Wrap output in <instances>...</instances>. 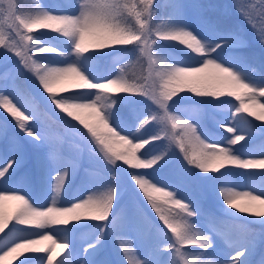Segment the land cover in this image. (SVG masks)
Segmentation results:
<instances>
[{"label":"rangeland","instance_id":"obj_1","mask_svg":"<svg viewBox=\"0 0 264 264\" xmlns=\"http://www.w3.org/2000/svg\"><path fill=\"white\" fill-rule=\"evenodd\" d=\"M24 1V0H23ZM211 1V0H208ZM238 3L240 0H234ZM249 2L251 0H244ZM35 6L38 5L41 10L45 12H52L56 14H69L79 15L80 7L84 0H33ZM172 0H154L157 5H163L165 12L169 13L164 20L163 24L169 27H185L197 34L202 40H207L213 43L219 42L221 35L231 32H220L214 27L210 26L205 18L203 7L200 0H175L181 4L182 10L179 15L173 13L169 4ZM69 3V4H68ZM24 4L29 5V1L25 0ZM23 6V5H22ZM243 8L239 12L241 19L246 20L249 14ZM256 21H252L251 25L256 24L257 32L264 30V0H256L255 2ZM235 10L234 6H230V11ZM228 11L225 8L224 11ZM250 11V9H249ZM236 11L229 12L227 16L229 19L235 17ZM219 20L225 19L223 15L217 13ZM250 20V19H248ZM155 24H161L157 22ZM40 30V31H37ZM27 31V30H24ZM52 33L53 37L49 35ZM29 35L37 37L38 39L46 42L49 46L58 48L62 52H71L72 45L67 38L52 32L48 28L36 27ZM237 38V34L231 33ZM12 38L6 32L3 37L5 44L17 45V48L22 46L19 37L14 33L11 34ZM240 39V38H239ZM241 40V39H240ZM29 47L33 51L29 53L33 59H37L41 63L51 66L62 67L72 62V56H58L52 53H39L34 46L29 42ZM155 51L157 55L165 56L170 62L176 63L179 66L193 67L197 66L199 60L193 62L187 55L186 50L183 49L177 42L157 40ZM232 48V47H231ZM231 48L223 47V50L217 49L218 58L223 56L224 63L226 57L232 59L234 56L231 54ZM101 53L102 64L97 65L93 62L94 52L91 51L85 54L84 57L78 62V66L92 79L94 82H103L107 79L114 78L120 71L121 67L134 63L139 53L134 45L117 46L107 48L106 50H99ZM213 58H217V55ZM226 56V57H225ZM20 57L15 56L14 51H10L0 44V89H7L13 92L16 100L9 96V107L14 108L19 115H13L9 107H5L2 103L4 92H0V167L12 157V143L14 142L19 146V163L14 166L15 170L6 181H0V191L5 187L19 191L24 194L27 199L36 207L48 206L51 204L53 192V184L55 181L53 177L63 169L68 171V179L64 184L58 198V205L65 207L71 205L79 200L87 198L89 195L100 194L106 191L109 187H114L116 190V201L114 202L113 210L110 213L109 219L111 220L116 213L119 214L118 219V232L121 238L117 244L113 238L112 227L105 228L110 230V235H102L100 242L95 243L98 236H101L100 229L104 225L101 222L92 219H82L78 222H72L66 226H48L44 229L36 228L34 225L25 224L21 225L15 221L14 216L19 206L18 201L6 200L0 202V218L10 221L8 224L7 235L0 239V247L7 248L13 241L20 242L22 238L39 239L35 233H48L53 235V239L44 240L40 243L30 246L29 249H42V251H25L34 257L29 259L26 264H47V257H52V264H112L108 262L105 256L108 251V246L111 245V256L114 258L113 264H128V257L124 255L125 246L130 247V250L135 254L138 259H145L151 254V259L155 260V248L159 245L163 247L167 241L165 234H172L171 230L164 224V226L156 227V230L161 236H147L146 233L150 232L154 235V228H149L143 213L136 211L139 202L142 203L144 209H149L148 199L144 196L143 190L138 185L134 184L131 180L130 173L145 174V179L152 181H159L157 186L169 185L173 188H179L177 195L193 204L200 210V214L193 219L198 231L205 232V235L212 237L213 248L209 251L215 250V258L221 264H228L229 259L236 254V248L244 249V245H249L248 250L244 251V256L241 260L244 264H264V216H258L256 213L264 211V205H260L258 201H253L247 198L235 200L236 208L230 207L224 202L222 188L233 189L234 191H248L253 192L254 195H260L261 190L264 189V164L255 163L248 168H241L239 165L234 164L236 173H227L226 169H220V174L212 178L206 179L203 182L198 178L209 177L206 173L200 171L194 166L183 164L184 156L178 148L177 144H173L168 149V142L164 140L155 141L152 147L148 148L144 158H150L157 154L163 148L166 149L167 156L161 162L155 171L152 169H133L128 165H124L122 161H118L119 166L110 165L103 158L102 154H98L99 150L96 148L95 141L87 129L79 123L68 117L65 113L56 108L52 103L49 94L44 91L42 86L39 85L38 79L35 78L34 73H29L22 64H19ZM231 61V60H230ZM139 62L135 64L138 68ZM145 73L148 72L147 60H144ZM100 67V68H98ZM241 72L247 77L248 82L254 84H264V77L258 75L245 66L243 63L232 64L230 68ZM214 69H208V73L214 72ZM5 73L7 75L5 76ZM25 79L26 85L31 88L34 93L35 99L40 100V108L35 107L34 104L26 96H23L18 87L16 86L19 78ZM53 92H60L62 95L71 96L73 93H64L61 85H55ZM93 94L85 99H94L99 93L96 90H87ZM132 97L129 103L123 104L118 111V104L115 101L114 107L110 113V123L114 120L112 125L116 127L117 131H123L125 135L142 136L144 139L154 135L159 126L153 123L151 127L141 130L137 133L140 119H143L145 113L155 111L156 105L145 97L137 94H125ZM239 95L245 100V105L248 111L237 113V116H242L244 119L237 121L234 118L235 107L240 105V102L235 97L229 102H213L201 98L202 102L199 106H191L188 100L179 93L172 101L169 102V109L172 113L181 116L183 119L188 120L190 123L196 125L199 135L205 143H219V147H229L233 149V153L243 160L264 161V114H262L261 104H264V96H257L255 101L249 100L245 90H240ZM117 95L113 96L115 100ZM44 97H49L45 100ZM57 98H60L59 96ZM135 103V104H133ZM129 105H131L129 107ZM151 105L153 110L148 106ZM127 116L119 117L124 111ZM85 111L81 116L88 123H94L89 120ZM262 114V116H260ZM257 118V122L253 123L252 118ZM8 120L5 121L4 119ZM23 121L26 126L35 129L42 141L35 142L31 136H28L26 131L19 128V122ZM226 125L222 128L220 125ZM235 126L234 132H228L227 128ZM209 129L219 131L220 133H209ZM206 134V135H204ZM163 134L161 133V136ZM235 135H244L245 140L237 142L236 145H229L228 139L234 138ZM25 142L36 146L38 148L27 149ZM62 143V144H61ZM64 146L67 147L64 149ZM67 153L65 154L64 153ZM54 161H65V163H56ZM163 167V164L170 162ZM178 161V162H177ZM34 185L38 188L35 191ZM195 185L197 188H195ZM144 198V199H142ZM145 200V201H143ZM150 203V202H149ZM167 207L173 210V214L179 212L180 209L171 201L168 202ZM240 207L247 208V211H239ZM237 219L249 223L248 228L245 230L240 229L238 223L230 224L228 232L231 235L229 239L219 233L210 232L207 227V219L210 217L217 224H224V217ZM228 214V215H227ZM159 216V215H157ZM159 218V217H158ZM92 220V221H91ZM160 220V219H159ZM178 222V221H177ZM15 224L16 230L13 229ZM87 226V230L85 229ZM77 229L84 230L87 237L78 234L74 236ZM238 230L244 233H239L235 236ZM77 235V234H76ZM56 240L57 243H53ZM228 242L234 246H230ZM59 242H67L68 249H61ZM95 244L94 248H88V245ZM106 246V249L101 251V248ZM182 250L189 247H196L188 249L191 255L200 254L198 246H181ZM51 249V251H48ZM87 249V252H85ZM15 252H9L8 255L0 256V264H12V259L16 255ZM20 253V252H19ZM17 253V254H19ZM21 254V253H20ZM160 260L166 261L171 264L172 256L170 253H164L159 257Z\"/></svg>","mask_w":264,"mask_h":264},{"label":"snow or ice","instance_id":"obj_2","mask_svg":"<svg viewBox=\"0 0 264 264\" xmlns=\"http://www.w3.org/2000/svg\"><path fill=\"white\" fill-rule=\"evenodd\" d=\"M158 7L159 5L154 3V0H84L83 4L80 7V15L73 16L69 19V23L72 25L73 34L63 37L67 38L73 47V44L77 36L81 34L79 30L80 29L87 30L97 23L107 25L108 28L115 29V31L118 34H123L125 37H127V39L115 41L113 47L134 45L139 53L137 57L139 62L143 64L144 60H147L148 72L147 75L141 73L140 75L133 77V76H129L126 73L125 69L121 67L119 71V75L121 78H123L124 80L128 81L131 84L136 85L141 90V93H138L137 95L145 97L147 100L151 101L152 104L156 105L157 103H159V99L156 95V86H154L150 82V70L154 66L153 61L158 60V55L154 47L156 45V41L164 40V41L176 42L173 40L161 39V37L180 34V33H191L200 41L201 47L204 49V53H205L204 55H198L197 53H193L185 49L186 55L193 62L199 60L197 66L186 67V68H195L199 70L197 73H195L198 79L190 85L193 88V91L191 93L196 95V92L199 91L201 88H207L209 90L218 89L223 91H231L232 95L229 97L240 96L239 95L240 90H245V89H234L229 83L222 81L219 78L217 70L213 68L211 64H206V61L215 62L217 64L222 65L223 67H227L224 66L219 61L218 58H213L212 54L216 53L217 49H220L222 51L223 47L228 44L235 45V44H243L244 42L231 33H224L221 35L219 42L213 43L207 40H202L197 34H195L193 31L185 27H178V26L169 27L166 24L163 25L155 24L154 17L156 16ZM169 7L172 8L174 14L179 15L181 13L183 6L175 2V0H172V2L169 4ZM51 13L52 12L50 11L45 12L41 10L38 5L30 6L24 4L23 0H12V15L19 17L23 21V23L19 27H17L13 24L6 23L4 17L0 15V44H4L5 48H8L10 51H14L15 56L20 57L19 64H22L23 68H26L29 73H34L36 79H38L39 71L42 70L38 69L35 66L32 55H29V53L33 51V48L29 47V42L34 46L35 49L39 47H48V48H54V47L49 46L46 42L38 39L37 37H33L32 35H29L28 28L38 27V26L44 27L43 25L37 23V21L46 19ZM9 19H11V17ZM6 32L9 34L10 38H12L11 35L12 33H14L16 37H19L22 46L17 48V45L15 43L11 45L5 44L3 37L5 36ZM105 35H109V34L106 33ZM28 36H32L35 40H38L39 44H34L32 41H29L27 39ZM93 38L95 37L89 36L87 31H85L83 34L82 43L87 42L88 40ZM258 38L260 42L264 44V30L258 32ZM54 49L55 51L52 52L53 55L69 56L70 52H62L58 48H54ZM218 55L219 54L217 53V57ZM35 60L39 61L38 58ZM208 69H214L215 71L212 73H208L207 72ZM231 69L236 71L234 67H232ZM6 75L7 73H5V76ZM242 79L244 83L249 85L250 88L255 89V92L253 94L254 101L256 99L257 92L259 93V96H264V94H261L260 92V89L264 88V84L250 83L248 82L247 77H245L243 74H242ZM103 82H94V83H103ZM39 85L41 86L40 83ZM49 91H53V88H50ZM109 91L119 92V89H109ZM0 92L5 93V95L2 98V103L4 104L5 107H9L10 105L9 96H11L13 100L17 99L14 93L7 91V89H0ZM122 93L123 92H121L120 94ZM92 94H93L92 92L76 93L69 96V98L82 100L85 99L86 97L91 96ZM125 94H130V93H125ZM196 96L216 98V97H221L223 95H220L218 93L217 95H196ZM44 99L48 100L49 97H44ZM170 101H168L166 105L161 104L160 107H156L155 111H149L145 113L143 119H140L138 126L143 120H145L150 116H156V115L162 116L164 107L167 108L168 112L172 113L169 109ZM239 107H241V105L235 107V113H234V118L237 121H241L242 119H244V117L236 115L237 113L242 112V111L240 112L236 111L237 108ZM9 110L12 111L13 115H19V113L14 108L9 107ZM243 111L244 112L248 111V107L245 104L243 105ZM87 116L89 120L95 121L96 119L95 114L92 110H88ZM77 120L81 125H83L85 129H87V132L90 133L88 131V127H86L85 125L91 126L93 123L86 122V120L81 116V113L78 115ZM114 123L115 121L113 120L111 124L113 125ZM153 123L155 122L154 121L149 122L147 125H145L144 129L151 127ZM220 126L224 128L226 125L221 124ZM19 128L22 131H26L27 135L31 136L35 142L39 143L40 141H42V137L40 136V134L30 126H26L23 121L19 122ZM228 129H231V131H228ZM227 131L234 132L235 126L228 127ZM118 132H120L122 135H125L123 134L122 130ZM161 133L168 135L169 141L171 143L177 144L180 149L182 147L185 148L186 151H184L183 154H184V160L187 161V164L198 168L200 171L204 173H208L210 170L219 171L220 169L225 168L226 165L228 164H237V161H253V160L240 159L239 156L233 153L232 148L219 147V149L217 148L216 150L222 151L225 155H228L234 159L225 160L223 162H213L207 165H201L196 159L197 152L200 150L199 145L193 144L192 146H188L187 144L184 143V137L179 136L175 131L169 134L167 132V129L163 127H159V130L154 135H152V136H157L158 138L155 140H151V142L147 145V147L140 153L142 158L145 157V153L147 152L148 148L152 147L155 141H161V142L164 141V139L161 136ZM127 136H129L134 142L144 139L142 136H135V135H127ZM91 137L95 141L96 148H98L99 150L98 154H102L103 158L108 162V164L119 166L117 162L122 160H118L113 157V151L115 150H109L101 146L97 142V140L92 136V134ZM150 137H148L147 139H149ZM243 140H245L244 135H235L234 138L228 139L227 143L229 145L234 146L237 144V142ZM203 142L205 143V140H203ZM206 144H212L217 146L219 143H206ZM12 151H13L12 157L8 159L3 164L2 167H0V181H6L8 177L11 175L12 171L15 170L14 166L19 163L20 160L19 146L16 145L14 142L12 143ZM261 155H264V151L261 152ZM166 156H167L166 149L163 148L157 154L151 156V157H159L156 163L153 164L151 168H143V169H152L153 171H155V169L161 165V162L165 160ZM54 162L65 163V161H54ZM243 168H248V167H243ZM130 177L131 180L134 181V184L138 185L140 189L144 188L143 181H149L151 184L156 185V187L163 188L165 191L172 193L175 205L180 209L179 212H176L173 215L176 217V222L178 221L177 224L179 225V230L181 232V235L185 239L197 240L199 241V243H179L177 237L174 236L166 237L167 243H165L163 247L158 245L154 250L156 256L155 260L151 259V254L149 255V257H146L143 260L138 259L136 258L135 254L130 250V247L125 246L124 255L129 258L128 264H167L166 261H162L159 259V257L164 255V253L171 254L172 256L171 264H221V262H219L215 258V250L211 252L209 251V249L213 248L212 237H210L209 235H205L204 234L205 232L203 231H198L196 224L193 223V219L190 222V218L197 217L200 214V210L197 207H194L191 202L184 200L177 195V192L179 191L178 187L173 188L169 185L157 186L159 184V181H152L150 179H145V174H141V173H130ZM67 179H68V171L66 168L58 172V174L53 177V180L55 181V183L53 184L54 195L52 197L51 204L46 207L34 206L24 194H20L19 191L9 189L7 187H5L3 191H0V202L6 200L18 201L19 206L17 208L14 219L18 223L23 222V225L30 223V221H27L25 219L24 214L21 211V204L23 201H27L28 207L32 211L33 215L53 216L56 222L52 223L51 226H66L72 222H78L82 219H92L94 221L101 222V224H103L104 226L101 227L100 229L101 236L97 237L95 241L96 244L100 242V239L105 231V228L108 226V223L110 222L113 232V238L117 244V241L121 238L120 233L118 232L117 218L113 217L111 220L109 219L110 213L113 210L114 202L116 201L115 188L109 187L106 191L100 194L89 195L87 196V198H84L83 200H79L71 205L62 207L58 205L57 201ZM231 191L234 190L226 189V188L221 189V192L223 193L224 202L226 195ZM145 192L152 194L151 189L149 188H144L143 191L144 196H146ZM250 193L253 194V192ZM256 196L264 197V189L261 190L260 195H256ZM105 202L109 204V207L107 212H105L103 215L89 212L84 207L86 204H104ZM231 207L236 208L237 205L234 203ZM63 210H73V211L71 213H68ZM239 211L245 212L247 211V208L240 207ZM5 221H7V219H5ZM206 223L210 232L214 234L219 233L220 235L224 236L225 239H227L226 230L229 226L226 223L217 224L210 217L207 219ZM12 227L14 230H16L15 224H13ZM35 235L38 237H43V239H39L38 243L44 240H50L49 237L53 239V235L48 233H35ZM22 239L28 240L29 238H22ZM54 241L55 243H57L56 240ZM13 243L16 242L13 241L11 244ZM11 244L8 245L7 248L0 247V252L2 253L6 252L7 249L11 246ZM229 244L230 246H233L231 245V242H229ZM185 245L198 246V249H200V254L191 255L187 251L188 249L196 248V247H189L186 250H182L181 246H185ZM59 247L61 249H68L69 245L67 242H59ZM94 247L95 244L88 245V248H94ZM249 247L250 246L246 244L244 245L243 250H241L240 248H236V254L235 256H232L231 259H229L228 264H244V262L241 260V257L244 256V251L248 250ZM23 249L25 251H42V249H28V248H23ZM48 251H51V249H49ZM85 252H87V249H85ZM46 259H47V264H52L51 256H48ZM20 264H26V260L21 261ZM57 264H59V261H57Z\"/></svg>","mask_w":264,"mask_h":264},{"label":"clouds","instance_id":"obj_3","mask_svg":"<svg viewBox=\"0 0 264 264\" xmlns=\"http://www.w3.org/2000/svg\"><path fill=\"white\" fill-rule=\"evenodd\" d=\"M0 15L4 17L6 23L13 24L19 27L23 21L16 16L12 15V0H0ZM80 15V14H79ZM69 14H56L51 13L46 19L37 21V23L43 25V28H48L52 32L61 36H69L73 34L72 25L69 23V19L73 16ZM11 17V19H9ZM36 27L28 28L29 32H32ZM80 35L77 36L69 56L73 57L71 63L63 67L51 66L40 61L34 60L35 66L42 70L39 71L38 81L41 84L45 92L49 94L52 103L61 112L65 113L68 117L77 120L80 113L88 110H92L95 114V121L88 127V131L97 140V142L113 151V157L118 160H122L125 165H128L133 169L151 168L156 163L159 157L142 158L140 153L147 147L151 140H155L158 137L152 136L149 139H142L133 141L129 136L122 135L116 130L110 123L111 109L115 105L113 96L123 93L138 94L141 90L134 84L129 83L120 77L119 73L112 79H108L103 83H94L92 79L78 66V62L85 54L91 51L103 50L114 46L115 41L127 39L123 34H118L115 29L108 28L104 24H94L91 28L85 30L80 29ZM87 31L89 36L95 38L82 43L83 34ZM109 35H105V34ZM27 39L34 44H39L38 40H35L32 36H28ZM161 39L176 41L184 49L197 53L198 55H204V49L201 47L200 41L191 33H180L175 35H169L161 37ZM131 42V41H129ZM39 53H52L54 48L39 47L36 49ZM218 72L219 78L229 83L234 89H245V93L249 100H253V94L255 89L249 87L244 83L242 74L232 70L228 67H223L215 62H208ZM153 67L150 70V82L156 86V95L159 99V103L156 104L160 107L161 104L166 105L168 101L172 100L179 93L187 90L193 91L190 86L195 82L198 77L195 75L199 70L195 68H186L179 66L176 63L170 62L165 56L158 55V60L153 61ZM55 85H61L64 93H82L87 90H96L99 94L94 99H71L69 96L62 95L60 92L49 91ZM109 89H119V92L109 91ZM261 94H264V88L260 89ZM227 95L231 96V91H223L218 89L209 90L207 88H201L196 92V95ZM60 98H57V97ZM239 100L241 107L237 108V112L243 111V105L245 100L241 96H235ZM262 114H264V105H260ZM155 122L159 127L167 129V132L171 134L176 129H182L181 132L176 133L179 136L184 137V143L188 146L197 144L200 150L197 152L196 159L201 165H207L213 162H223L225 160L234 159L228 155H225L222 151L216 150L217 146L212 144H206L201 139L198 133L196 125L190 123L188 120L183 119L181 116L168 112L164 107L163 114L150 116L143 120L137 127L136 132L139 133L145 128L149 122ZM163 121V123H162ZM231 131V129H228ZM163 134V133H162ZM162 138L168 142V149L172 147L174 143L169 141V136L163 134ZM242 139V138H241ZM182 152L186 151L185 148L180 149ZM255 163L264 164V161H237L239 167H249ZM144 188L151 189V193L145 192L151 207L159 214V218L163 223L171 230L174 237L178 238L179 243H199L197 240H188L183 238L179 230V225L176 222V217L173 215V210L167 207L169 201L175 204L173 200V194L165 191L163 188H158L156 185L151 184L149 181H143ZM144 188L142 190L144 191ZM250 199L258 201L260 205H264V197L253 195L248 191H231L225 197V202L231 207L235 200L238 199ZM87 211L103 215L107 212L109 204H86L84 206ZM21 211L27 221H30V225H34L36 228L44 229L56 222L53 216H36L33 215L29 209L27 201H23L21 204ZM71 213L73 210H63ZM194 215V214H193ZM256 215L264 216V211L256 213ZM10 221L0 218V238L7 235L8 224ZM19 224L23 225V222ZM43 239V237H39ZM39 239L22 240L11 244L3 255H8L9 252H14L17 249L30 248V246L38 243ZM51 240L52 238L49 237ZM55 244V241L53 240ZM3 256H0V260Z\"/></svg>","mask_w":264,"mask_h":264},{"label":"trees","instance_id":"obj_4","mask_svg":"<svg viewBox=\"0 0 264 264\" xmlns=\"http://www.w3.org/2000/svg\"><path fill=\"white\" fill-rule=\"evenodd\" d=\"M160 13H161V11H160ZM250 46H255V43L254 42H252V43H250ZM262 55H263V57H264V53H262ZM17 87H19V91L23 94V95H25L27 98H29L33 103H35V97L33 96L34 95V93H33V91L34 90H32L31 88H29L27 85H26V82H25V79H23V77H21V78H19V80H18V82H17ZM184 93H186V95L187 96H194V97H198V96H196L195 94H193V93H191V92H189V91H187V90H185V91H183ZM37 105H38V107L40 108V102H38L37 103ZM177 133H179V132H181V130L180 129H176L175 130ZM182 152V151H181ZM183 153V152H182ZM184 155V154H183ZM228 165H230V164H228ZM228 165H226V167H231V166H228ZM211 171H213V170H210V172ZM142 199H144V198H142ZM143 201H145V200H143ZM141 203V202H140ZM148 205H149V209H144V207H143V205L141 206V209L143 210V211H141V213H143V216L145 217V219H146V223H147V221H148V219H149V221H153V222H155V223H158V224H160L161 223V221H159L158 219V217L159 216H157V215H159L156 211H155V209H153L152 207H151V204L148 202ZM92 221V220H91ZM21 253V254H20ZM19 254H17V255H15L14 256V258L12 259V262H13V264H20V262L21 261H25L26 260V258H28L31 254L30 253H28V252H20Z\"/></svg>","mask_w":264,"mask_h":264},{"label":"bare ground","instance_id":"obj_5","mask_svg":"<svg viewBox=\"0 0 264 264\" xmlns=\"http://www.w3.org/2000/svg\"><path fill=\"white\" fill-rule=\"evenodd\" d=\"M67 1V0H66ZM69 4V3H68ZM228 45H230V44H228ZM227 46V45H226ZM90 91V90H89Z\"/></svg>","mask_w":264,"mask_h":264}]
</instances>
